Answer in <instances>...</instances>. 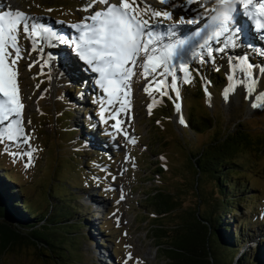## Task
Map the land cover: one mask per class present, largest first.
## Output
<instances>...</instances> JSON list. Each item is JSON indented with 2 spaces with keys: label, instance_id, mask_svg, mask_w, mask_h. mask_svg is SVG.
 Listing matches in <instances>:
<instances>
[{
  "label": "rangeland",
  "instance_id": "1",
  "mask_svg": "<svg viewBox=\"0 0 264 264\" xmlns=\"http://www.w3.org/2000/svg\"><path fill=\"white\" fill-rule=\"evenodd\" d=\"M112 2L118 3L119 0ZM150 2L157 9L165 8L157 0ZM88 3L89 0H0V10H21L38 18L55 34L51 42L38 46L43 52L31 51L29 55L31 44L24 38L21 29L19 45L23 59L17 65L18 87L25 105L24 119L31 122L25 126L30 140L28 145L12 144L6 139L0 144V173L10 176L16 183L14 192H18L22 200H28L40 210L49 208L60 230L66 227L60 221L69 214L60 216L59 193L65 194L64 201L68 205L83 212L86 238L82 234L71 236L81 256V264H117L114 263L115 258L120 264H137V261L139 264H166L167 257L162 253L166 247L156 245L159 244L157 237H154L157 229L162 228L167 232L168 239L164 243L171 240L174 244L177 234L174 229L180 230L186 221H190V212L197 211L201 216L208 217L212 205L216 204L209 174L197 173L194 177L193 171L188 168L187 153L199 152L202 148L200 153H209L204 145L212 141L213 135L221 137L223 134L225 137L240 132L244 136L247 133L249 146H242L229 154L230 160L238 165L233 166L232 170L230 168L228 173L230 181L238 185L242 183L248 195H252L247 210L236 213L235 217L247 215L251 218L250 215L255 213L253 216L258 220L252 221L254 234L249 236V243L253 249L261 248L259 238H264V43L260 46L247 39L241 44L243 48L236 52L237 46L232 47L231 41H225L234 49L232 52L225 48L223 53H214L212 59H208L205 52V62H202L191 57L193 49L200 51L195 47L199 38L190 42L182 53L190 63V72L184 74L173 69L179 98L172 90L168 74L163 77L149 75L145 79L140 75L142 69H136L137 74L130 82V95H122L120 103L114 102L106 113L110 117L119 111L118 119L122 122L120 127L123 131L117 132L112 127L115 120L109 118L107 123L100 120V104L102 101L106 104V100L98 87L97 92L94 89L97 75L74 54L73 43L69 45L70 41L67 43L59 38L61 33L70 34L68 26L61 25L62 22L72 26L94 10L104 7L99 5L86 12L84 8ZM195 14L196 6L193 5L189 15ZM181 15H185V11L176 5L174 20ZM181 28L191 27L183 25ZM244 32L243 29L242 37L246 35ZM220 47H224V44ZM247 55L248 63L254 65L251 71L255 81L248 78L246 65L242 61ZM215 70L221 75L215 76L217 81L214 83ZM207 74H211V78ZM158 79L165 80L163 89L167 95L157 89L155 81ZM259 97V107L249 108L253 98ZM125 99L130 103L120 111ZM177 104L180 105L179 112ZM169 110L171 115L167 114ZM189 110L193 116L206 115L212 122V129L194 133L181 125L180 116L186 122ZM70 112L72 117H69ZM59 118H62L61 122ZM63 119H69V128L72 126L71 131L74 129L78 132L76 135H63ZM96 125L102 131L98 132ZM2 127L0 133L4 132ZM124 132L134 138L135 143L126 138ZM71 139L74 142H67ZM60 144L62 150L58 147ZM29 145L39 150L33 153V166L25 167L27 157H13L9 153L27 151ZM74 152H80L81 156L77 158ZM89 159H94L96 164L92 165ZM159 167L161 171L157 174ZM90 170L91 178L87 172ZM110 170L111 173L108 172ZM196 177L199 179L195 190ZM149 179L152 180L149 182ZM82 184L93 187H86L84 191L80 187ZM158 185L159 189L170 191L177 202L176 209L163 217L144 209L147 203L144 193L150 186L157 190ZM248 210L252 213L249 214ZM209 246L211 250L214 248L213 243ZM129 253L132 259H127ZM0 264L66 263L51 258L31 245H23L0 254Z\"/></svg>",
  "mask_w": 264,
  "mask_h": 264
},
{
  "label": "snow or ice",
  "instance_id": "2",
  "mask_svg": "<svg viewBox=\"0 0 264 264\" xmlns=\"http://www.w3.org/2000/svg\"><path fill=\"white\" fill-rule=\"evenodd\" d=\"M163 9L152 6L150 0H89L84 11L96 9L103 5L100 10H94L92 14L82 18V21L73 24L79 36L73 42L77 56L89 69L97 75L95 84L101 92L106 104H100L99 117L104 123L110 118L116 123L112 127L121 132V121L118 119L119 111L113 115L106 116L114 102L120 103L121 96L128 97L131 90V79L135 76L136 69H142L140 75L145 79L149 75L163 77L168 74L171 77L172 90L179 98V89L175 78L174 68L184 74L190 72V63L182 55L189 43L187 38L170 40L164 43V36L155 31L158 27H166L173 35L183 25H202V31H195L199 37L196 48L191 52L192 58L201 59L205 62L204 53L207 58L212 59L214 53H223L228 46L225 41H231L232 47L241 39L242 28H237V13L242 14L254 21L257 31L264 32V0H181V7L185 15L174 20L176 5L174 0H157ZM196 6V14L192 12V6ZM50 11V10H49ZM187 16V18H186ZM168 21L165 25L163 22ZM21 29L24 38L31 44V51L43 52L38 46L42 43L51 42L55 34L45 24L39 22L38 18L30 16L21 10H0V124H4V132L0 133V144L5 139L12 144H29L30 137L26 132V124L23 113L25 105L20 96L18 87V61L23 59L19 45ZM216 47H213V45ZM224 44V47H220ZM264 54V53H262ZM51 59V57H49ZM179 61L178 64L174 63ZM246 65L247 75L250 80L255 81L251 69L254 67L248 63V58H242ZM47 64V62H45ZM31 65H29V68ZM159 70V71H158ZM219 71V69H216ZM245 71L244 68L241 69ZM43 74V73H41ZM157 89L164 91V79L155 81ZM243 83V82H241ZM148 91V88H145ZM167 95V92L164 91ZM210 96V93H207ZM227 101V93H225ZM130 102L125 99L120 105V111ZM253 108L259 105L253 103ZM177 111L180 105L177 104ZM151 112V105L149 106ZM179 123L186 126L181 115ZM132 143L134 138L127 136ZM39 149L9 153L13 157H27L25 167L33 166V153ZM115 180V177L112 178ZM124 199L123 194L121 200ZM126 235V234H125ZM130 247V246H126ZM127 259H132L129 253ZM139 264V261H137Z\"/></svg>",
  "mask_w": 264,
  "mask_h": 264
},
{
  "label": "trees",
  "instance_id": "3",
  "mask_svg": "<svg viewBox=\"0 0 264 264\" xmlns=\"http://www.w3.org/2000/svg\"><path fill=\"white\" fill-rule=\"evenodd\" d=\"M248 57L249 55H247ZM213 74L214 77H220L221 75L216 70ZM207 76L211 78V74H207ZM216 77L212 78L214 83L217 81ZM221 79H223V76ZM71 113L69 117H72ZM167 114L171 115V110ZM188 114L186 126L190 131L202 133L205 130L212 129V122L206 115L202 117L193 116L191 110L188 111ZM63 121L65 125V129H63L64 136L78 133L74 129L71 131L72 126L69 128L67 122L69 119H63ZM83 122L86 124L85 121ZM217 136L219 135H213L212 141L204 145L209 153H200L203 148L199 152L187 153L190 163L188 168L193 171L194 177L197 173L209 174L216 194V204L212 205V211L208 217L201 216L197 211L190 212V221H186L180 230L174 229V232H177L174 244L171 240L164 243L168 239L167 232L162 228L157 229L154 237H157L159 244L156 245L166 247L162 249L163 255L167 257L166 264H264V238H259L261 239L259 242L261 248L253 249L249 243V236L254 234L252 221L256 222L258 220L253 216L254 212L248 210L249 214L252 213L251 218L247 215L243 218L235 217L236 213L247 210L249 199H253L252 195H248L242 183L238 185L237 182L230 181L231 178L228 173L230 168L232 170L238 165L230 160L231 155L229 156V154L240 148L248 147L249 143L246 138L248 135L244 133L243 136V133L236 132L225 137L223 134L221 137ZM72 139L67 142H74ZM62 145L58 146L60 150L63 148ZM74 154L77 158L81 156L80 152H74ZM88 162L92 165L96 164L94 159H89ZM160 171V167L156 169L157 174ZM87 172L90 174L92 171ZM108 172L111 173V170ZM89 174L88 176L91 178V174ZM196 178L195 190L198 188L197 182L199 179ZM92 181L93 179L90 182ZM15 186L16 183L10 176L0 173V254L6 251L11 252L17 246L31 245L62 263L81 264L79 260L81 256H79L80 254L74 246V241H71L74 240L71 236L82 234L86 238L83 212H79L68 205L64 201L65 194L63 192L59 193L60 216L64 213L69 214L67 218L64 215L60 221V224L66 225L65 228L60 230L56 227L59 223L53 220L54 213L49 212V208L40 210L32 203H28V200H22L18 197V192H14ZM80 187L86 191V187L93 186L82 184ZM150 187L144 193L147 195L145 210H150L163 217L176 209L177 202L170 191L159 189V185L157 190L152 186ZM248 225H250L249 228H247ZM159 239L164 240L160 241ZM210 243L214 245L212 250L209 246ZM206 249L209 260L205 259Z\"/></svg>",
  "mask_w": 264,
  "mask_h": 264
},
{
  "label": "bare ground",
  "instance_id": "4",
  "mask_svg": "<svg viewBox=\"0 0 264 264\" xmlns=\"http://www.w3.org/2000/svg\"><path fill=\"white\" fill-rule=\"evenodd\" d=\"M174 3L176 4V5H178V6H180L181 5V0H174ZM237 19H238V23L235 25L237 28H242V29H244L245 30V32H244V34H246V35H244L243 37H242V33L240 34L241 35V39L239 40V41H237L236 42V46H237V48L238 49H236L235 51L236 52H238L239 51V49H242L243 48V46H241V44H243V43H245V41L248 39V41H251V42H253L254 44L256 43L257 45H260V44H263V42H261V41H258V40H256V39H249V36L247 35V29L245 28V26L241 23V12H238L237 13ZM164 23V22H163ZM251 27V26H250ZM155 31L156 32H158V33H161L163 36H164V43H166V39L168 40V42L170 41V40H179V39H184V38H187V37H189L191 40H192V42H194V38H196L195 37V35L194 34H192L191 33V29H189V28H186V29H183V28H181L180 27V29L176 32V34L175 35H173L172 33H170L169 31H168V29L167 28H163V27H158V28H156L155 29ZM78 32V31H77ZM66 33H61L60 35H61V37H59L60 39H64L65 40V42H67V43H69V41H71V39H73L74 37H75V35L73 34V35H71V34H66ZM198 38V37H197ZM72 42V41H71ZM167 42V43H168ZM72 43H70L69 45H71ZM248 44V43H247ZM73 45V44H72ZM240 47V48H239ZM186 48H187V46H186ZM186 48H185V50H186ZM226 48H228L227 50L228 51H230V52H232V50H234L233 48H230L229 46H227ZM184 50V51H185ZM184 53V52H183ZM259 64H260V62H259ZM75 67V66H74ZM259 67V66H258ZM258 69V68H257ZM78 71V70H77ZM77 71H76V73H77ZM258 74L259 75H261V73H260V70L258 69ZM78 74L80 75V72L78 71ZM262 76V75H261ZM83 84V86H85L86 88H88L87 86H86V84L85 83H82ZM82 86V85H81ZM259 100H260V97L259 98H253V100L251 101V103L249 104V108H252V104L253 103H255V104H257L258 102H259ZM258 105V104H257ZM4 124H0V126L2 127ZM104 256V255H103Z\"/></svg>",
  "mask_w": 264,
  "mask_h": 264
},
{
  "label": "water",
  "instance_id": "5",
  "mask_svg": "<svg viewBox=\"0 0 264 264\" xmlns=\"http://www.w3.org/2000/svg\"><path fill=\"white\" fill-rule=\"evenodd\" d=\"M0 233H1V232H0ZM206 256H207V249H206ZM206 256H205V259H206V260H209L208 256H207V257H206ZM207 258H208V259H207Z\"/></svg>",
  "mask_w": 264,
  "mask_h": 264
}]
</instances>
